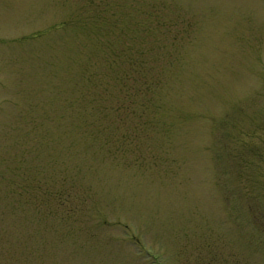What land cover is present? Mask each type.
Wrapping results in <instances>:
<instances>
[{"label": "rangeland", "instance_id": "rangeland-1", "mask_svg": "<svg viewBox=\"0 0 264 264\" xmlns=\"http://www.w3.org/2000/svg\"><path fill=\"white\" fill-rule=\"evenodd\" d=\"M0 264H264V0H0Z\"/></svg>", "mask_w": 264, "mask_h": 264}]
</instances>
